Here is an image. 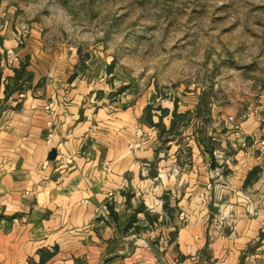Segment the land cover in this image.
I'll use <instances>...</instances> for the list:
<instances>
[{
    "label": "crops",
    "instance_id": "obj_1",
    "mask_svg": "<svg viewBox=\"0 0 264 264\" xmlns=\"http://www.w3.org/2000/svg\"><path fill=\"white\" fill-rule=\"evenodd\" d=\"M90 59L0 4V264H264V102L111 94Z\"/></svg>",
    "mask_w": 264,
    "mask_h": 264
},
{
    "label": "rangeland",
    "instance_id": "obj_2",
    "mask_svg": "<svg viewBox=\"0 0 264 264\" xmlns=\"http://www.w3.org/2000/svg\"><path fill=\"white\" fill-rule=\"evenodd\" d=\"M20 31L69 46L120 89L190 94L243 116L264 102V0H0ZM126 87V88H125Z\"/></svg>",
    "mask_w": 264,
    "mask_h": 264
},
{
    "label": "built area",
    "instance_id": "obj_3",
    "mask_svg": "<svg viewBox=\"0 0 264 264\" xmlns=\"http://www.w3.org/2000/svg\"><path fill=\"white\" fill-rule=\"evenodd\" d=\"M18 42L19 43H22V39L19 37L18 38ZM8 54L11 55V50H7ZM14 58V57H12ZM60 101H61V104L64 106L67 102V94L66 92L64 91V93L62 94L61 98H60ZM52 107V103H49L46 108H51ZM49 124L51 123L50 121L48 122ZM133 133H134V140L133 142L129 145V147L132 149V150H141L142 147H143V140L145 138V136H147V132H145V130L141 127H135L134 130H133ZM70 157V156H68ZM211 187L210 184H208L206 186L207 189H209ZM182 220H186V217L184 216Z\"/></svg>",
    "mask_w": 264,
    "mask_h": 264
},
{
    "label": "water",
    "instance_id": "obj_4",
    "mask_svg": "<svg viewBox=\"0 0 264 264\" xmlns=\"http://www.w3.org/2000/svg\"><path fill=\"white\" fill-rule=\"evenodd\" d=\"M53 155H54V151L51 150V151L49 152V156H48V157H49V158H52ZM210 166H211V167H214V159H212ZM151 174H152V176H156V172H155L153 169H152V171H151ZM208 208H209V210H210L211 212H214V213H215V212L217 211L216 208L212 207L211 204L208 206Z\"/></svg>",
    "mask_w": 264,
    "mask_h": 264
},
{
    "label": "trees",
    "instance_id": "obj_5",
    "mask_svg": "<svg viewBox=\"0 0 264 264\" xmlns=\"http://www.w3.org/2000/svg\"><path fill=\"white\" fill-rule=\"evenodd\" d=\"M82 59H83V58L80 57V60H82ZM16 79H17V78L15 77V81H16Z\"/></svg>",
    "mask_w": 264,
    "mask_h": 264
}]
</instances>
